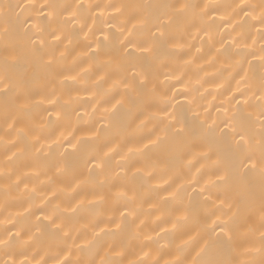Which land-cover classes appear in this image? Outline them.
Masks as SVG:
<instances>
[{"label":"bare ground","instance_id":"bare-ground-1","mask_svg":"<svg viewBox=\"0 0 264 264\" xmlns=\"http://www.w3.org/2000/svg\"><path fill=\"white\" fill-rule=\"evenodd\" d=\"M180 4L189 7L178 12L174 6ZM262 9L264 0H0V239L14 237L0 245V264H264L259 174L248 173V191L237 193L234 181L242 169L230 150L231 129L244 127L259 158ZM141 16L149 24L138 26L130 40L150 39L149 29L163 19L166 37L180 46L158 43L149 56L137 52V71L150 83L133 90L121 82L131 73L119 53ZM27 37L43 55L56 57L54 75L31 56L11 66V48L19 50ZM97 42L99 55H93ZM22 93L44 102L19 111L13 101ZM162 122L184 129L180 152L149 144ZM109 148L115 151L105 156ZM209 148L212 159L202 155ZM218 151L235 165L228 184L212 183ZM92 159L104 163L103 187L97 183L100 169L88 171ZM179 184V199H173L169 192ZM121 189L135 198L118 199ZM101 191L106 199L96 203L93 193ZM226 196L232 208L220 204ZM185 209L193 215L187 224L177 221ZM42 212L63 217L69 234L50 226L38 230ZM233 213L232 243H212V221Z\"/></svg>","mask_w":264,"mask_h":264},{"label":"snow or ice","instance_id":"snow-or-ice-1","mask_svg":"<svg viewBox=\"0 0 264 264\" xmlns=\"http://www.w3.org/2000/svg\"><path fill=\"white\" fill-rule=\"evenodd\" d=\"M49 7L48 5H41V8ZM77 7H83L82 4H78ZM176 7V10L178 12L185 11L189 5L187 4H180ZM207 7V6H205ZM249 13H246L248 15ZM260 22L261 25L264 26V9H262L261 16H260ZM73 23H75V20H73ZM165 21L163 19L160 20V23L158 26H156L155 31H152V29H149L150 33V39H145L140 42L134 43L132 40L129 39V37L133 36L134 30L137 29L139 26L141 29L145 28L149 24V19L147 16H141L135 19V22L132 24V28L128 29V36L125 37V40L127 43L123 44V47L120 51V55L124 57L128 63L129 66L125 69L126 72H130V77H125L121 82L124 84L125 88L137 90V89H148L149 86V78L148 75L143 71H137V64L139 57H137V52L145 54V56H149L153 53L154 47L158 43H164L167 45H170L173 48L179 47V43L175 40H173L171 37H166L165 32ZM34 27L39 28L38 25H34ZM42 31V29H40ZM7 31V30H6ZM27 32V29L25 30ZM91 31V29H89ZM52 37L54 40L60 41L61 36L57 35L55 31L52 33ZM105 40H107V37H105ZM41 48L43 47V40L39 41ZM68 43H71V40L68 41ZM37 41L33 40L31 37H27L26 39H22L19 42V50L16 46H13L9 52V57L11 59V66L16 67L21 60L22 57L25 56H31L33 58L39 59L46 70L50 72V74H55L54 65L56 63V57L54 55H43L41 53V49L37 48L36 46ZM8 45H5V48L8 49ZM91 47V45H89ZM67 48V45H65V49ZM93 55H99V43L97 42V48L96 51L92 53ZM59 55L62 57L65 55V51H60ZM108 59L105 61L106 64H110L112 61V54L108 53ZM264 58V57H262ZM8 57H6L7 62ZM68 77H65L67 79ZM103 79V76L100 77ZM243 79V78H242ZM152 91H155V86L152 87ZM262 95H264V85H262ZM19 111H25L29 109L34 103H43L44 99L41 98L40 100L36 101L34 100L33 96L30 93H22L18 94L14 101H13ZM49 103L56 104L55 99H49ZM119 103V101L117 102ZM48 115L52 116L53 113L51 111H48ZM57 119L60 118V113H55ZM170 115V114H169ZM15 123V121L13 122ZM12 125H10L11 127ZM23 130V129H21ZM231 145L230 150L235 153L239 157V165L242 171L239 173V175L235 178L234 184H235V190L237 193L243 194L246 193L250 186V181L247 179V174L252 172L256 173L258 172L259 178H260V187H261V206H260V217H261V233H260V239H261V250H264V121L261 122L260 125V139L257 142L259 144V158L257 159L255 155L252 153V143L253 138L249 134V131L247 128L242 127L241 130L237 131L236 128L231 129ZM153 136L148 137V142L152 146L156 148H163L167 151H175L180 152L183 147V137H184V129L176 128L174 124H163L162 126L156 130L153 133ZM239 137V139H236V137ZM38 139V138H37ZM145 147H148V145H145ZM115 149L109 148V151L105 153V156H108L111 152H114ZM131 152L132 149H129ZM202 155L207 159H212V152L209 148V151H205L202 153ZM11 159V157H9ZM122 159H124L122 157ZM87 163L92 164L93 167L89 168L88 171L91 174L95 169H100V173L97 175V183L103 187V185L107 181V177L100 178V176L103 174L104 169V163H96L94 159L89 160ZM214 165L216 166V180L212 181L213 184L216 182H221L223 184H228L230 180H233V168H234V162L227 157H225L221 152H216L215 159L213 160ZM62 169H58V171H61ZM143 171L141 168H137V172ZM152 173L149 172L148 175H151ZM192 183H195L194 181ZM27 187V185H25ZM183 189V184H179L175 190L169 192V196H171L173 199H179L181 190ZM34 191V189H33ZM200 194L203 195L207 191V185L200 187L199 189ZM94 199L96 203H102L105 201L106 197L104 193L101 191L99 193H93ZM116 197L119 198H128V199H134L135 194L133 196L129 197L128 192L121 189L118 190L116 193ZM205 200L209 199L208 196L204 197ZM219 199V197H218ZM80 203H83V201H80ZM221 205L227 204L228 208H232L233 204L226 196L224 199L220 200ZM239 208V205H237ZM77 208L72 207L70 209L71 212H76ZM65 211H69V209H65ZM34 214V213H33ZM128 215H131V212L127 213ZM125 217V212H121V219ZM236 214L233 213V216L229 217L228 219H219V222L217 220L212 221V228L211 233L214 237V240L212 243L219 245L221 247H228L233 239V227L232 224L236 223ZM193 219L192 213L185 209L183 211V214L177 217V221H183L185 224L189 223ZM231 221V224H230ZM115 222V221H114ZM37 226L38 230L44 227H51L53 230L63 233L64 236H67L69 232L66 230L67 225L65 223V219L63 217H57L54 213L49 215L46 213H41V216L37 217ZM177 225L176 223L173 224V227L175 228ZM120 225L117 224V228H119ZM217 228L219 231L217 232ZM103 231V229H101ZM21 235L20 232L15 233V238H19ZM14 237L8 236L7 239H0V245L8 246L10 243H12ZM209 246V242H205V248L201 249V252L205 251L206 248ZM120 253H117L119 255ZM147 255V254H145ZM197 255L199 256L200 253L198 252ZM23 264V262H21ZM107 264H111V262H107ZM141 264H147L146 261L141 262ZM200 264H233L232 261L228 260H215V259H208L206 261H201Z\"/></svg>","mask_w":264,"mask_h":264}]
</instances>
